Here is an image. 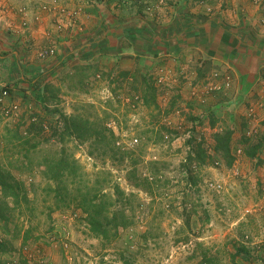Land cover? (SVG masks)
Masks as SVG:
<instances>
[{"label":"rangeland","instance_id":"obj_1","mask_svg":"<svg viewBox=\"0 0 264 264\" xmlns=\"http://www.w3.org/2000/svg\"><path fill=\"white\" fill-rule=\"evenodd\" d=\"M257 2L0 0V35L27 64L36 50L61 61L42 92L0 103V264H202L205 250L264 264V75L239 96L231 67L188 52L70 55L101 11L153 26L226 13L264 31ZM225 134L230 159L216 150ZM59 160L76 161L73 176H56Z\"/></svg>","mask_w":264,"mask_h":264},{"label":"crops","instance_id":"obj_2","mask_svg":"<svg viewBox=\"0 0 264 264\" xmlns=\"http://www.w3.org/2000/svg\"><path fill=\"white\" fill-rule=\"evenodd\" d=\"M101 14L102 23L96 31L77 39L74 44L78 49L71 46L70 55H74V59L84 61L100 55L126 60L135 57L149 59L188 52L222 61L224 66L231 67L241 91L239 96L252 94V90L260 87L264 75V31L250 29L244 20L242 24L234 23L226 13L213 17L185 13L180 16L182 21L153 26L127 13L124 17H114L112 11H101ZM12 41L0 35V83L10 85V97L18 100L17 97L24 92L43 91L47 79L57 71L61 61L54 59L41 64L44 60L36 50L37 55H32L27 64L28 57L21 45Z\"/></svg>","mask_w":264,"mask_h":264},{"label":"trees","instance_id":"obj_3","mask_svg":"<svg viewBox=\"0 0 264 264\" xmlns=\"http://www.w3.org/2000/svg\"><path fill=\"white\" fill-rule=\"evenodd\" d=\"M4 88L8 90V93L10 95L11 86L6 84V85H4ZM13 134H14V136H13L14 139L19 140L21 138V134L18 131L13 132ZM216 141H217L216 150H217L218 154L222 155L223 158H228L229 156L232 157L230 155L228 135H226V134L225 135H217ZM230 157H229V159H230ZM196 158L200 161L203 160L199 153H197ZM226 163L230 164V161H228ZM52 168L54 169L56 176H60L62 178L66 177V176H73L75 173L74 171H76V169H77L75 160H73V162H71V164L70 163L67 164L65 162V160H59L53 165ZM86 192H89V191L85 190L82 194H85ZM94 200H95V197L88 199V202H86L85 208H87L91 204L94 207L95 206ZM111 219L115 220V216ZM88 224H89V228H90L91 232H93L96 235L106 236L105 225L102 223V221L97 216L93 215L92 213H91L90 217L88 218ZM202 264H221V263H219V261H217L215 256L210 255L209 251L205 250L202 253Z\"/></svg>","mask_w":264,"mask_h":264},{"label":"built area","instance_id":"obj_4","mask_svg":"<svg viewBox=\"0 0 264 264\" xmlns=\"http://www.w3.org/2000/svg\"><path fill=\"white\" fill-rule=\"evenodd\" d=\"M254 2L258 3L257 0H254ZM51 53H52V51H51ZM8 97H9L8 90L5 89L4 86H2L0 89V103H3L5 101V99ZM12 107L16 108V105H13ZM134 141H136V139Z\"/></svg>","mask_w":264,"mask_h":264}]
</instances>
